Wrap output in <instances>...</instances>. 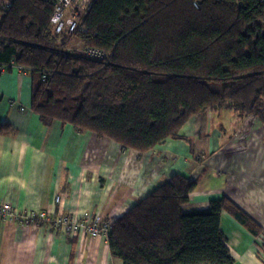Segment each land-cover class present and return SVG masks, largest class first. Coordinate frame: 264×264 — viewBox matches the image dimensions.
I'll list each match as a JSON object with an SVG mask.
<instances>
[{
  "label": "trees",
  "instance_id": "obj_1",
  "mask_svg": "<svg viewBox=\"0 0 264 264\" xmlns=\"http://www.w3.org/2000/svg\"><path fill=\"white\" fill-rule=\"evenodd\" d=\"M9 1L0 4V66L31 73L32 106L45 122L140 154L208 111L264 124V0H94L86 31L75 34L56 33L53 0ZM75 40L109 57L61 53ZM197 185L174 174L115 219L111 254L124 264H233L223 211L254 235L261 227L225 196L185 211Z\"/></svg>",
  "mask_w": 264,
  "mask_h": 264
},
{
  "label": "crops",
  "instance_id": "obj_2",
  "mask_svg": "<svg viewBox=\"0 0 264 264\" xmlns=\"http://www.w3.org/2000/svg\"><path fill=\"white\" fill-rule=\"evenodd\" d=\"M32 93L30 72L17 65L0 71V124L11 126L0 132V204L54 219L0 216V264H124L105 236L73 235L55 219L92 223L100 215L113 222L174 174L198 180L185 211L225 196L252 218L259 235L229 211L221 229L233 264H264V134L248 118L225 110L198 114L178 138L140 154L70 123L43 121Z\"/></svg>",
  "mask_w": 264,
  "mask_h": 264
},
{
  "label": "built area",
  "instance_id": "obj_3",
  "mask_svg": "<svg viewBox=\"0 0 264 264\" xmlns=\"http://www.w3.org/2000/svg\"><path fill=\"white\" fill-rule=\"evenodd\" d=\"M53 2L54 10L52 14V23L56 33L75 34L77 31H86V28L82 25V21L92 8L94 0H53ZM11 5L12 3L9 0H4L1 4L4 9L9 8ZM61 53L81 55L96 60H106L109 57V53L100 48L84 46L80 40H75V43L70 44L64 51H61ZM11 65L15 64L12 63ZM6 67V65L0 66V71ZM58 201H60L59 196L56 198V202ZM0 216L8 220H21L25 223H31L36 220L52 222V219H54L47 211H20L14 208L10 203L0 204ZM55 220L62 223L73 235H78L81 231L85 230L91 236L103 235L106 238H108V233L112 225V222L104 221L100 215H96L92 223H75L73 220L70 221V217L67 216H60ZM261 255L264 256L263 251Z\"/></svg>",
  "mask_w": 264,
  "mask_h": 264
},
{
  "label": "rangeland",
  "instance_id": "obj_4",
  "mask_svg": "<svg viewBox=\"0 0 264 264\" xmlns=\"http://www.w3.org/2000/svg\"><path fill=\"white\" fill-rule=\"evenodd\" d=\"M246 118H248V120H245V121L248 122V123H250L251 126H252V128L258 127V128H260L262 130V131H260L261 133H260L259 136H261L262 133L264 134V124L261 123L260 120H258L255 117H252V116H247Z\"/></svg>",
  "mask_w": 264,
  "mask_h": 264
}]
</instances>
